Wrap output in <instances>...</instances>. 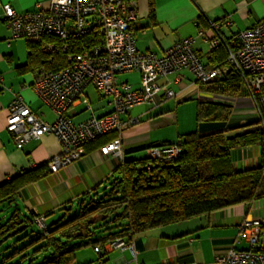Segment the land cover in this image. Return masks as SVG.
Here are the masks:
<instances>
[{
  "label": "crops",
  "instance_id": "1",
  "mask_svg": "<svg viewBox=\"0 0 264 264\" xmlns=\"http://www.w3.org/2000/svg\"><path fill=\"white\" fill-rule=\"evenodd\" d=\"M136 3L137 18L130 25L136 37V47L141 53L162 56L175 43L193 39V47L208 65L210 49L198 37L199 29L210 38L207 22L229 18L232 25L221 30L224 39L249 29L264 18V0H132ZM49 0H0L17 13H33L47 10ZM152 15H150V11ZM48 43L42 46V52ZM31 48L28 42L12 39L10 31L2 20L0 12V185L36 167L46 165L60 154V145L53 136L30 141L23 146L15 143L6 127L9 123L8 107L14 96L42 121L52 123L54 112L44 104L32 85L42 65L31 64ZM47 55V54H46ZM46 70V69H45ZM119 82L127 83L132 90L140 89L137 73L124 74ZM193 78L185 70L159 79V84L176 94L175 99H165L163 91L158 105L139 106L121 115L122 121L137 119L138 123L122 134V158L103 156L100 148L111 142L116 134L105 136L86 145L85 154L78 161L59 170L48 173L35 183L21 188L15 198V208L20 217L30 220L43 217L47 226L57 223L68 209L96 189L101 192L119 168L122 161H133L147 157L146 148L173 143L181 137L198 133L200 135L224 132L226 138L251 131L255 121L245 101L227 104L231 107L230 117L225 122H196V89ZM83 97L89 109L76 102L68 111L74 123L85 121L89 116L102 117L112 111L109 99L102 97L93 87L85 89ZM239 100V98H235ZM190 102L186 105L181 103ZM191 102H195L192 104ZM211 103V102H208ZM191 111L194 124L191 123ZM251 125L248 128L241 126ZM138 159V160H140ZM232 168L236 172L260 166L259 145L240 146L230 151ZM258 220L259 242L264 253V198L250 204H241L200 216L191 220L135 235L133 242L139 264H214L217 256L224 255L235 243L242 223ZM102 235L101 238H105ZM107 242L101 245V252L95 253L94 246H85L74 253L72 264H135L128 251L108 249ZM235 249L246 250L245 240L235 244Z\"/></svg>",
  "mask_w": 264,
  "mask_h": 264
},
{
  "label": "built area",
  "instance_id": "2",
  "mask_svg": "<svg viewBox=\"0 0 264 264\" xmlns=\"http://www.w3.org/2000/svg\"><path fill=\"white\" fill-rule=\"evenodd\" d=\"M2 20L12 39L38 42L46 36L61 40L62 51H67L66 41L70 36L82 39L96 36L98 43L78 54H69L66 66L57 71L42 69L38 72L33 90L55 114L52 123L42 121L29 109L20 96L16 95L9 104V123L6 130L15 143L23 146L43 136H53L60 145V154L46 164L49 173L69 167L85 154L86 145L110 134L116 137L100 148L103 156L122 158V134L138 123L137 119L122 121L121 115L139 106L156 107L163 91L165 99H175L176 94L163 88L159 79L182 70L193 78L196 100L227 105L232 97L209 92V84L225 79L233 70L240 78L242 94L233 97V102L245 96L255 121L254 130L264 132V18L253 27L240 31L228 39L221 35L223 28L232 25L227 17L217 22L208 21V31L199 29L198 37L209 46L210 52L224 46L227 59L224 64L211 67L205 65L193 47V39L175 43L162 56L141 53L136 47V37L130 25L137 18L136 3L127 0H49L47 10L33 13H17L9 5L0 4ZM47 44L46 53L53 51ZM127 73L140 76V89L132 90L118 77ZM93 87L112 105L110 114L89 116L85 121L74 123L68 111L81 101L88 109L84 91ZM181 152L180 141L168 146L150 147L147 156L155 161H171ZM36 225L44 228V218L37 217ZM260 221L249 220L239 227L235 243L228 251L214 259V264H264V253L260 252ZM245 240L248 249L237 250L235 244ZM108 249L128 251L135 264L137 251L133 241L122 239L107 242ZM101 252V246L94 248Z\"/></svg>",
  "mask_w": 264,
  "mask_h": 264
},
{
  "label": "trees",
  "instance_id": "3",
  "mask_svg": "<svg viewBox=\"0 0 264 264\" xmlns=\"http://www.w3.org/2000/svg\"><path fill=\"white\" fill-rule=\"evenodd\" d=\"M46 42L54 46L47 55L42 52ZM97 43L98 38L93 35L82 39L70 36L64 53L60 39L46 36L38 42H28L31 64L57 71L66 66L69 54L81 53ZM226 59L224 46H219L210 52L208 65L216 67L224 64ZM204 89L230 97L242 94L239 75L233 70L225 79ZM230 113L228 105L199 101L196 122L222 123L229 119ZM178 140L181 152L176 159L155 161L147 156L122 161L100 193L96 189L92 196L81 198L74 209L67 210L72 214L64 215L55 224L47 226L44 219V228L36 225L37 217L30 220L19 216L15 198L21 188L49 173L46 165L0 185V264H13L15 257L20 259L16 264H72L74 253L85 246H101L116 239L133 241L135 235L152 229L264 198V132L254 130L232 138H226L224 132L205 135L194 132ZM252 145L261 148L260 166L234 171L230 151ZM150 147L153 146L147 147L146 153ZM102 235L106 237L101 238ZM22 240L28 241L8 253ZM33 245H39V248L29 254ZM39 255L44 256L38 261Z\"/></svg>",
  "mask_w": 264,
  "mask_h": 264
},
{
  "label": "rangeland",
  "instance_id": "4",
  "mask_svg": "<svg viewBox=\"0 0 264 264\" xmlns=\"http://www.w3.org/2000/svg\"><path fill=\"white\" fill-rule=\"evenodd\" d=\"M125 78V75H121V76H119L118 77V79L120 80V81H122V79H124ZM242 101H245V96L243 95V96H240L239 97V100H238V102L239 103H241ZM188 103H190V102H185V103H181V105H186V104H188ZM192 104H195V102H191ZM194 113H193V111H191V123H195L194 121V115H193ZM252 128V127H251ZM250 128V130H252V129H255L256 128V126L255 127H253L252 129ZM248 130H249V128H248ZM138 159H140V158H137V160ZM23 241H28V240H22L21 242L19 241L18 243H16L15 244V246H13V247H11L9 250H8V253H12V252H14L16 249H18V248H21L22 247V245L24 244V242ZM10 244V243H9ZM38 248H39V245H33V247H32V249H30L29 251H28V253L29 254H31L34 250L36 251V250H38ZM7 253V254H8ZM40 257L38 258V261L41 259V258H43V256L44 255H39ZM20 259L18 258V257H15L14 259H13V264H16V263H18V261H19Z\"/></svg>",
  "mask_w": 264,
  "mask_h": 264
}]
</instances>
